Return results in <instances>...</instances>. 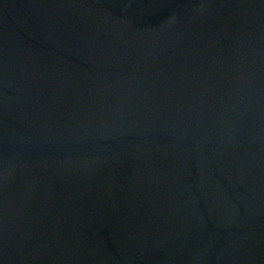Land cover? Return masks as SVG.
<instances>
[{
	"label": "water",
	"instance_id": "obj_1",
	"mask_svg": "<svg viewBox=\"0 0 264 264\" xmlns=\"http://www.w3.org/2000/svg\"><path fill=\"white\" fill-rule=\"evenodd\" d=\"M0 264H264V0H0Z\"/></svg>",
	"mask_w": 264,
	"mask_h": 264
}]
</instances>
